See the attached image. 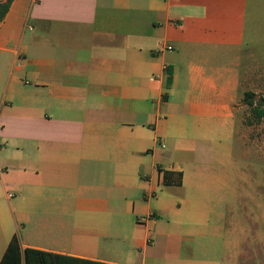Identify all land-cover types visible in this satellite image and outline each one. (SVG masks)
Wrapping results in <instances>:
<instances>
[{
	"label": "crops",
	"instance_id": "obj_1",
	"mask_svg": "<svg viewBox=\"0 0 264 264\" xmlns=\"http://www.w3.org/2000/svg\"><path fill=\"white\" fill-rule=\"evenodd\" d=\"M247 6L12 1L0 21V259L11 213L43 236L19 239L22 249L111 264H264V228L224 223L234 172L212 169L225 147L209 141L235 126ZM159 168L181 171V185L164 184ZM235 227L239 244L219 251Z\"/></svg>",
	"mask_w": 264,
	"mask_h": 264
},
{
	"label": "rangeland",
	"instance_id": "obj_2",
	"mask_svg": "<svg viewBox=\"0 0 264 264\" xmlns=\"http://www.w3.org/2000/svg\"><path fill=\"white\" fill-rule=\"evenodd\" d=\"M247 12L244 41L240 46L239 53L241 99L236 106L235 126L233 123L225 122L223 127L220 128L219 126L218 132L209 133V141L211 144L213 141H218L223 143L225 147L223 156L219 153V158L222 159L223 157V161L217 164L213 163L212 169L217 173L223 171H225L224 173L234 172V179L228 182L231 186L230 204L233 206L228 205V199H225V202L221 205L224 209L222 210L224 212V223L237 226L240 222L242 225L246 224L254 230V226L264 228V117L256 121L250 116V108L244 103L243 95L245 91H249L254 94L255 100L264 99V0H248ZM179 88H182V84L178 85L177 89ZM177 112L181 113L180 108ZM183 118L188 119L183 127L184 135L186 137L192 136L191 118H188V116ZM177 123L176 120L172 121L175 128ZM209 125L210 127L216 126V123L210 122ZM230 128H232V131H230ZM185 183L190 184L191 182L186 180ZM184 186L178 188L184 189ZM219 191L225 192V187ZM178 193L179 191L175 192L176 195ZM231 209L234 212H231ZM9 218L14 233L21 241H27L30 237L32 241L37 242L38 239L43 238L42 235L32 232L34 229L29 222L24 223L16 220L15 223L11 213ZM118 227L122 228L119 224ZM5 228L3 214H0V237L1 231ZM119 228L117 230L112 227L110 233L120 232ZM224 232L225 235L219 239V245L217 244L219 251L222 242L225 248L227 242L235 245L237 242L239 244L241 239V231L238 230V227ZM104 240L106 243V239H100L98 243V247L103 250ZM105 247L110 253H116L112 246ZM117 247L116 250L119 253H124L125 245L120 244Z\"/></svg>",
	"mask_w": 264,
	"mask_h": 264
},
{
	"label": "trees",
	"instance_id": "obj_3",
	"mask_svg": "<svg viewBox=\"0 0 264 264\" xmlns=\"http://www.w3.org/2000/svg\"><path fill=\"white\" fill-rule=\"evenodd\" d=\"M13 0H0V21L6 15ZM172 82V72L168 68L166 87L168 88ZM243 101L250 108V116L256 121L264 117V99H254V94L245 91ZM162 182L167 185H181L182 172L174 170H163ZM86 264H111L99 261L83 260L75 257L57 254L54 252L41 250L33 247L21 248L19 238L14 234L8 242L5 251L0 259V264H75V262Z\"/></svg>",
	"mask_w": 264,
	"mask_h": 264
}]
</instances>
